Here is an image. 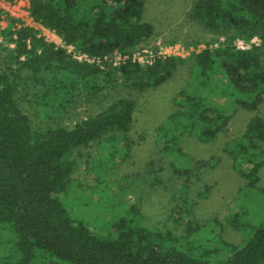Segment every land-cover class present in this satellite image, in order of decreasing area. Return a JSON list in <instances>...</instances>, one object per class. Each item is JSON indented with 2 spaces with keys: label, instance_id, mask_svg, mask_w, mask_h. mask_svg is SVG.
Wrapping results in <instances>:
<instances>
[{
  "label": "trees",
  "instance_id": "16d2710c",
  "mask_svg": "<svg viewBox=\"0 0 264 264\" xmlns=\"http://www.w3.org/2000/svg\"><path fill=\"white\" fill-rule=\"evenodd\" d=\"M145 2L29 0L35 20L92 61L47 41L32 26L13 27L15 18L7 17L2 32L15 45L0 57V264H264V220L249 222L252 229L248 236L246 230L242 243H227L230 254L210 260L205 256L212 251L208 246L193 254L195 247L181 248L179 241L184 238L143 225L135 205L119 213L103 234L72 218L64 205L62 193L76 169L78 149L104 142L101 148L114 153L112 157L120 148L126 153L136 101L117 96L72 124L33 126L18 103L19 90L34 87L31 99L37 112L50 118L53 108L76 103L82 93L95 99L104 87L117 82L140 90L159 86L188 60L198 84L206 86L217 73L243 107L254 109L264 99V0H192L190 19L224 39L192 51L187 58L156 54L142 63L132 58L133 51L155 29L144 17ZM253 37L259 41L250 42ZM236 39L249 44L238 46ZM117 53L125 58L114 63ZM22 66L30 71L22 74ZM195 91L180 90L175 96V109L160 126L162 153L173 155L179 150L177 143L186 132L196 131L200 139H208L227 122L223 104ZM260 140L264 141V119L256 115L230 148L233 167L250 185L259 179L263 163ZM240 220L237 210L230 224L247 227V221ZM4 240L11 245L7 255Z\"/></svg>",
  "mask_w": 264,
  "mask_h": 264
},
{
  "label": "rangeland",
  "instance_id": "374dc122",
  "mask_svg": "<svg viewBox=\"0 0 264 264\" xmlns=\"http://www.w3.org/2000/svg\"><path fill=\"white\" fill-rule=\"evenodd\" d=\"M191 3L192 0H146L144 17L155 29L153 36L133 51L141 57V62L150 59L160 45L178 43L184 50L182 56L187 58L192 51L214 46L224 39L223 35L206 31L190 19ZM8 22L9 19L0 22V57L15 45L2 32ZM37 34L60 44V38L49 31L42 29ZM251 41L259 39L253 37ZM235 42L239 46L248 43L241 39ZM71 51L77 53L74 45ZM21 68L22 74L30 71L25 66ZM187 89L197 90L213 102L223 104L227 122L208 139H200L196 131L184 133L177 143L180 149L173 155L164 154L158 143L160 126L175 109L177 93ZM33 91L34 87H29L17 93L18 103L33 126L55 122L72 124L97 112L117 96H131L136 101L135 121L127 132L131 142L126 153L120 148L112 157L114 153L108 154L101 148L104 142L91 143L75 152L76 169L62 193L63 202L72 218L86 223L93 232L106 233L119 213L135 205L143 225L184 238L179 241L181 248L195 247L193 254H200L199 249L208 246L212 251L205 256L217 260L230 254L227 243L243 242L246 230L248 236L252 229L248 227L249 222L264 220V141H259L263 163L255 185H250L249 179L238 173L230 155L231 146L239 142L249 119L256 115L264 119V99L254 109L243 107L234 100L236 93L223 75L215 73L202 86L196 82L186 60L159 86L140 90L117 82L104 87L95 99H88L82 93L76 103L53 108L50 118L37 112L38 107L31 99ZM237 210L241 220L247 221V227L237 229L230 224V217ZM3 244L7 255L11 245L6 240Z\"/></svg>",
  "mask_w": 264,
  "mask_h": 264
},
{
  "label": "built area",
  "instance_id": "2783aa9c",
  "mask_svg": "<svg viewBox=\"0 0 264 264\" xmlns=\"http://www.w3.org/2000/svg\"><path fill=\"white\" fill-rule=\"evenodd\" d=\"M0 10H1L0 22L7 20V17L11 16V17L15 18V23H14L13 27H19L20 25H29V26L34 27L35 29H38V30L44 29L46 31L51 32L55 36H58L53 29H50V28L43 26L39 21L35 20L32 17V15L30 14V11H29V0H0ZM14 36H15V34H14ZM60 40H61L60 44H57V43H55V44L64 46L68 51L72 50L71 44H65L61 38H60ZM246 46H248V43H247V45H245V47ZM242 47H244V46L242 45ZM73 53H74V51H73ZM183 53H184V50L179 47L178 43L168 44V45L167 44L166 45H160L157 52L155 54H153V56L150 59H147L145 62L151 61L152 58L156 54L162 55V56L170 55V54L182 56ZM74 55L80 59L85 58L89 61L93 60V57L87 56L86 53L77 52V53H74ZM116 57L118 59H116ZM123 58H125L124 55L117 53L116 55H114V58H113L114 61L113 62L117 63V62H119V60H121ZM132 58L138 59L140 62L142 60L141 57H139L138 55H136L134 53L132 54ZM142 63H144V62H142Z\"/></svg>",
  "mask_w": 264,
  "mask_h": 264
}]
</instances>
